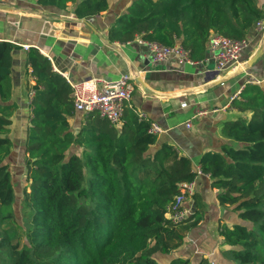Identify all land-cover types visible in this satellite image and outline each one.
Listing matches in <instances>:
<instances>
[{"label": "trees", "instance_id": "16d2710c", "mask_svg": "<svg viewBox=\"0 0 264 264\" xmlns=\"http://www.w3.org/2000/svg\"><path fill=\"white\" fill-rule=\"evenodd\" d=\"M43 7L74 10L77 19L106 12L109 0H36ZM264 20L261 0H133L108 30L111 43L140 38L164 46L180 44L192 60L207 54L213 34L247 38ZM0 42V264H161L203 220L204 205L194 195V210L173 224L168 208L181 185L196 177L188 157L163 143L151 124L133 115L120 135L92 114L78 133L69 119L76 113L72 89L50 60L30 48L35 95L25 143L24 225L17 224L16 187L8 159L12 116L13 51ZM234 117L222 126L226 144L199 161L212 178L221 206L231 207L242 223L221 224L219 234L235 264H264V81L247 83L231 103ZM127 130V131H125ZM75 145L81 155L69 153ZM169 264H190L174 258ZM199 264H208L205 259Z\"/></svg>", "mask_w": 264, "mask_h": 264}, {"label": "crops", "instance_id": "0c3cea01", "mask_svg": "<svg viewBox=\"0 0 264 264\" xmlns=\"http://www.w3.org/2000/svg\"><path fill=\"white\" fill-rule=\"evenodd\" d=\"M132 2L133 0H109L106 12L89 18L96 31L82 24L73 28V33L100 46L92 60L74 62L65 74H60L50 60L52 54H45L40 50L39 52L50 60L54 71L64 77L70 87L71 83L77 84L90 78L116 80L122 75L133 77L134 92L125 108L122 122L114 127L117 134H121L133 115L150 122L151 126L158 125L163 132L156 135L157 143L149 152L154 153L163 143L171 144L182 156L188 157L193 170H197L203 155L220 152L226 144L236 145L233 140L223 135L222 126L234 117L231 97L239 93L247 81H260V85H263L264 47L258 60L251 67L248 66L263 41V32L255 26L248 35L250 46L241 55L240 70L237 73H217L213 61H207L208 48L205 58L194 60V65L179 62L177 59L153 65L147 47L140 41L121 44L108 40L109 28L116 17L127 12ZM0 3L39 12L45 16L44 19H39L0 11V42L8 41L20 47L13 51L11 69L12 98L9 104H15L17 109L12 116L10 138L13 149L8 163L13 173V182L21 181V186L25 185L26 176H21L25 173V143L32 117L33 98L29 97L32 88H28L35 84V79L27 64L29 50L22 48L26 44L15 38V33L8 29L7 23L19 20L43 23L54 16L62 15L76 17L73 9L66 12L57 7H43L36 0H0ZM261 3L264 5V0ZM53 25L51 35H58L63 31V22ZM140 79H143L145 87L136 82ZM182 102H186L187 106L182 107ZM200 111H206L207 114L198 115ZM84 118L82 113L76 111L69 119L75 133L84 124ZM211 183L212 178L209 175L203 173L197 177L194 195L203 200V220L198 228L187 234L184 245L171 260L181 258L189 260L190 264H199L205 259L208 264H235L225 255L229 247L223 244L219 227L221 224L233 225L242 221L231 207L219 204L218 190L213 189ZM185 206L193 213V197L185 202Z\"/></svg>", "mask_w": 264, "mask_h": 264}, {"label": "built area", "instance_id": "2783aa9c", "mask_svg": "<svg viewBox=\"0 0 264 264\" xmlns=\"http://www.w3.org/2000/svg\"><path fill=\"white\" fill-rule=\"evenodd\" d=\"M256 27L263 32L264 37V20L257 22ZM137 40L147 47L153 65L167 62L170 59H177L188 65L196 64L180 44L168 47L157 42H146L140 38ZM208 45L209 57L207 61H213L214 70L217 73L233 74L240 70L241 55L249 48L250 42L248 38L234 40L224 35L213 34ZM22 48L27 51L30 49L28 45H23ZM247 82L261 84L260 81L250 80ZM71 89V96L77 112L82 113L85 117L96 114L112 126L117 127L122 122L125 108L131 101L134 92V78L129 75H122L116 80L90 78L77 84L71 83ZM239 93L234 94L231 101L236 99ZM34 95L35 91L31 89L29 97L32 99ZM181 106L186 107L187 103L182 102ZM205 114H207L206 111L198 112V115ZM187 126L189 127L190 123ZM162 132L163 130L158 125L154 124L150 128V133L154 135ZM195 172V179L181 185L180 194L168 208L167 219L173 224L181 223L192 215L191 209L185 206V202L193 197L197 177L203 174L200 166Z\"/></svg>", "mask_w": 264, "mask_h": 264}, {"label": "water", "instance_id": "95a60500", "mask_svg": "<svg viewBox=\"0 0 264 264\" xmlns=\"http://www.w3.org/2000/svg\"><path fill=\"white\" fill-rule=\"evenodd\" d=\"M264 9V5H263ZM0 11L6 13H19L23 16H33L44 19V15L39 12L26 11L18 7L3 5L0 3ZM64 23L63 31L58 35H51L54 28L53 23ZM86 25L93 31L95 27L91 25L89 19H77L72 16H54L51 20L43 23H36L31 20H19L8 22L7 27L15 33V38L21 40L30 48L38 49L45 54H52L51 62L60 74H65L68 69L77 61L92 60L100 50V46L89 39L80 37L73 33V28L78 25ZM56 27V26H55ZM264 47V37L256 54L248 62L252 66L260 57ZM139 85L145 87L143 79L136 80Z\"/></svg>", "mask_w": 264, "mask_h": 264}, {"label": "rangeland", "instance_id": "374dc122", "mask_svg": "<svg viewBox=\"0 0 264 264\" xmlns=\"http://www.w3.org/2000/svg\"><path fill=\"white\" fill-rule=\"evenodd\" d=\"M96 115V114H95ZM82 124V123H81ZM84 126V124H82L81 125V127H83ZM72 129V131H76L75 129H73V128H71ZM69 153H73V154H78V155H81V153H82V149L81 148H79V147H77V146H75V145H73L72 147H71V149L69 150ZM28 175V172H27V170L25 169V173L23 174V176H21V177H25V176H27ZM17 183V181H14V183ZM20 184H23V182H21L20 181V183H17L16 185H15V187L17 188L16 189V202L13 204V209H14V215H15V220H16V222H17V224H19L20 226H23L24 225V219H23V215H24V213H23V207H22V205H23V198H24V196H23V193H22V190H23V187H24V185H21L20 186ZM185 240H186V238H185ZM185 242V241H184ZM178 250H176V251H174V253L173 254H171V255H169V256H164V255H161V254H157L156 255V258H157V260L161 263V264H169V262L171 261V257H173L174 256V254L177 252Z\"/></svg>", "mask_w": 264, "mask_h": 264}]
</instances>
